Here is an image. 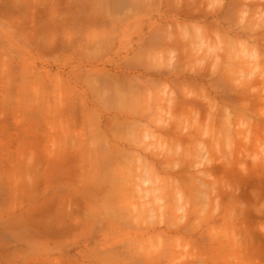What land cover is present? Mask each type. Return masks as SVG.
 I'll return each instance as SVG.
<instances>
[{
  "label": "rangeland",
  "instance_id": "rangeland-1",
  "mask_svg": "<svg viewBox=\"0 0 264 264\" xmlns=\"http://www.w3.org/2000/svg\"><path fill=\"white\" fill-rule=\"evenodd\" d=\"M263 72L264 0H0V264H264Z\"/></svg>",
  "mask_w": 264,
  "mask_h": 264
},
{
  "label": "bare ground",
  "instance_id": "bare-ground-1",
  "mask_svg": "<svg viewBox=\"0 0 264 264\" xmlns=\"http://www.w3.org/2000/svg\"><path fill=\"white\" fill-rule=\"evenodd\" d=\"M256 6H258V5H256ZM256 9H258V8H256ZM255 10V9H254ZM256 11V10H255ZM230 23V22H229ZM252 23V22H251ZM228 24V23H227ZM253 24V23H252ZM251 27V26H250ZM204 39V38H203ZM207 39V38H206ZM264 73V72H263ZM246 99V98H245ZM167 130V129H166ZM165 131V130H164ZM171 131V130H170ZM168 133V132H167ZM191 133V132H190ZM198 152V151H197ZM208 158V157H207ZM209 159V158H208ZM168 160V159H167ZM258 168V167H257ZM260 168V167H259ZM259 168H258V170H259ZM164 169V168H163ZM169 170V169H168ZM252 171V170H251ZM254 171V170H253ZM259 172V171H258ZM242 176V175H241ZM249 178H250V176H249ZM146 179V178H145ZM199 182V181H198ZM247 183V182H246ZM139 184V183H138ZM201 184V183H200ZM199 185V184H198ZM203 186V185H202ZM179 187V186H178ZM199 187V186H198ZM206 187V186H205ZM243 187V186H242ZM204 188V187H203ZM257 191V190H256ZM233 196V195H232ZM258 199V198H257ZM264 216V215H263ZM252 225V224H251ZM264 227V226H263Z\"/></svg>",
  "mask_w": 264,
  "mask_h": 264
}]
</instances>
